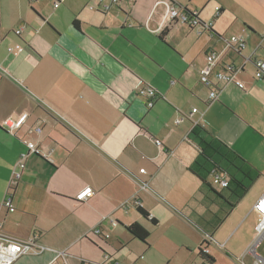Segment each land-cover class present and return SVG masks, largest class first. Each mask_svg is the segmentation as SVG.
<instances>
[{
	"label": "crops",
	"instance_id": "0c3cea01",
	"mask_svg": "<svg viewBox=\"0 0 264 264\" xmlns=\"http://www.w3.org/2000/svg\"><path fill=\"white\" fill-rule=\"evenodd\" d=\"M165 2L196 11L211 29L161 24ZM91 4L0 0V122L27 114L12 132L0 127V235L37 234L38 243L65 250L67 264H198L209 236L215 262L224 254L215 242L235 235L264 193V77L255 80L248 63L234 83L215 82L217 98L207 103L198 71L209 50L224 63L264 58V0H120L106 12ZM231 35L244 38L241 54L226 49ZM145 85L156 90L149 107L136 92ZM28 141L45 156L28 154L8 189ZM213 169L244 195L230 182L213 184ZM84 187L92 195L77 200ZM7 194L13 210L3 204ZM136 199L148 218L132 206ZM245 199L243 218L231 221ZM134 222L150 231L146 243L126 232ZM52 259L45 251L12 264H63Z\"/></svg>",
	"mask_w": 264,
	"mask_h": 264
},
{
	"label": "built area",
	"instance_id": "2783aa9c",
	"mask_svg": "<svg viewBox=\"0 0 264 264\" xmlns=\"http://www.w3.org/2000/svg\"><path fill=\"white\" fill-rule=\"evenodd\" d=\"M31 1V0H30ZM97 5H88L90 10H100L102 12H106L109 10L111 5H116L120 2V0H110L108 3L103 2V0H96ZM167 7L162 17L161 24L167 20L170 23H180L185 25L188 28L197 27L203 30H210L212 26V21H205L199 18L196 11H188L185 8L174 4L165 2ZM54 6H57V3H54ZM219 7H215V11L218 12ZM21 29H16L14 31L15 34H20ZM245 46V41L242 36L231 35L225 39V47L228 51L234 54H241ZM11 49V48H9ZM18 51L22 50V47L17 48ZM241 61L239 63L227 62L224 63L221 61V53L216 52L214 50H209L204 54V65L198 71V78L201 85L208 89L207 92V103L214 101L217 98L218 88L215 86V82L220 84L219 86H226L235 82L236 73L243 70L244 66L248 63L253 65V78L255 80H260L264 77V58H254L241 56ZM138 95L146 99V105L149 107L152 105V99L156 94V90L148 85L139 87L136 89ZM197 112L196 108L191 109V113ZM27 114L22 113L16 119L5 118L0 122V127L8 132H12L14 129L19 128L26 120ZM184 119L183 116H177L174 119L175 124H179ZM37 133L40 132V127H35L34 129ZM155 144L158 147H162V143L158 140H155ZM27 151L22 153L16 163V167H14L12 176L9 182L8 189H11L20 177V170L24 166V161L28 154H40L37 145L33 141L26 142ZM140 172H143V169H140ZM212 183L218 185L220 187H228L229 178L215 171L214 169L211 171ZM146 184H142V187H145ZM93 191L90 187H84L79 190L75 198L77 200H85L87 197L91 196ZM4 206L13 210V206L10 202L9 194L6 195L4 202ZM130 206L129 203L124 202L121 205L122 209H127ZM132 206L135 208L140 207V201L137 199L133 201ZM251 210L257 213L262 218V222L260 227L244 252L234 257L231 253L225 248V244L228 239L222 242H215V245L223 251L225 256L230 258L234 264H264V193H262L253 203ZM112 225H116V222L113 219H110ZM94 234H100L104 237H108V234H102L100 227H95L93 229ZM206 243L200 245V257L198 264H214V262H210L206 259V256L209 255L208 245L210 242H213V239L209 236L205 237L203 240ZM202 241V242H203ZM45 251L53 252V260L61 259L63 264H67L68 253L65 250H53L50 249L37 241V234H33L27 238H19L13 236L0 235V264H12L16 259L23 255H40ZM249 257V261L246 258ZM110 264H120L118 261H113Z\"/></svg>",
	"mask_w": 264,
	"mask_h": 264
},
{
	"label": "rangeland",
	"instance_id": "374dc122",
	"mask_svg": "<svg viewBox=\"0 0 264 264\" xmlns=\"http://www.w3.org/2000/svg\"><path fill=\"white\" fill-rule=\"evenodd\" d=\"M247 199H245L243 201V203L241 204V207L237 210H235V212L231 215V221L235 218H243V215H241L242 213L240 212L242 210V208L245 207ZM230 216V215H229ZM238 219V220H239ZM261 217L255 213L252 212L250 213L242 222V224L240 225V228L238 229L237 233L235 235H233L230 239L227 240L226 244H225V248L230 252L233 253L235 251V249L240 246L241 241L243 239V237L246 235V231H248L249 227H254V226H260L261 224ZM224 232L222 234H217L216 239L217 240H224V238H221L223 236ZM234 257H237V255L235 253H233ZM247 261H249V257L246 258ZM214 264H234L233 261L228 258L227 256H225L222 253H216L215 255V262Z\"/></svg>",
	"mask_w": 264,
	"mask_h": 264
},
{
	"label": "trees",
	"instance_id": "16d2710c",
	"mask_svg": "<svg viewBox=\"0 0 264 264\" xmlns=\"http://www.w3.org/2000/svg\"><path fill=\"white\" fill-rule=\"evenodd\" d=\"M198 127L194 126V129L192 131V134L196 135V129ZM208 145V144H206ZM204 146H202L200 149H199V152L198 154L200 155V157H204L206 158L205 154H204ZM230 184L231 185H235L236 188H239L240 192L238 193L237 197L238 198H241L244 193H245V188L243 187H240L237 182L234 180V179H230ZM138 210V212L144 217V218H148V214L143 210L141 209L140 207L136 208ZM151 222L153 224H155V220L151 218ZM117 225V223H116ZM125 230L126 232L134 239H138L139 241L143 242V243H146L147 241V238L149 237L150 235V231L146 228H144L143 226H141L140 224L134 222L128 226L125 227ZM94 233V232H93ZM95 235H98V236H102L104 237L103 235H100V234H95ZM206 242L203 241L200 245L202 244H205ZM200 245L198 247V258L200 257ZM206 259L209 260L210 262H214V260L210 257V256H206Z\"/></svg>",
	"mask_w": 264,
	"mask_h": 264
}]
</instances>
